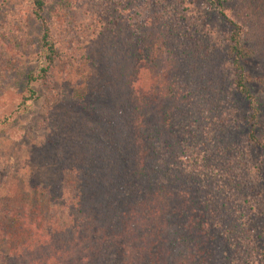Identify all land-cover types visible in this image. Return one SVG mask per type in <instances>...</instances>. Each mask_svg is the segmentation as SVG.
Instances as JSON below:
<instances>
[{"label":"trees","instance_id":"16d2710c","mask_svg":"<svg viewBox=\"0 0 264 264\" xmlns=\"http://www.w3.org/2000/svg\"><path fill=\"white\" fill-rule=\"evenodd\" d=\"M24 1L22 11L39 27L34 70L11 76L22 70L10 68L15 63L8 59L4 25L21 10L4 14L0 25V96L6 77H19L11 95L16 109L30 104L35 85L62 58L55 29L42 16L45 0ZM71 1L88 13L105 61L117 64L122 79L111 93L82 91L76 107L64 108L68 114L57 118V110H49L65 130L56 165L65 177L29 184L31 204H0V264H209L219 249L246 247L245 237L233 238L244 228L253 234L248 247L259 253L249 264H264V240L260 247L253 242L264 231L255 198L264 193V179L260 161L248 152L264 150V139L255 133L252 80L240 65L253 50L241 43L243 27L235 17L246 0H237L238 8L213 0L226 27L222 52L223 42H216L192 1ZM224 94L247 103V132L242 148L230 139L221 143L222 157L212 166L204 148L214 140L209 125L226 140L238 122ZM201 113L204 121L194 124L192 116ZM180 123L184 135L178 137ZM198 136L197 144L188 142Z\"/></svg>","mask_w":264,"mask_h":264},{"label":"rangeland","instance_id":"374dc122","mask_svg":"<svg viewBox=\"0 0 264 264\" xmlns=\"http://www.w3.org/2000/svg\"><path fill=\"white\" fill-rule=\"evenodd\" d=\"M66 1L45 0L42 16L55 29L54 35L60 43L62 58L51 69L46 81L35 85L36 97L26 108L16 109L18 99L11 98V95L15 96L20 88V78L17 77L19 79L17 82L16 78L11 82L12 78L9 75L6 77L4 93L0 96V117L3 116V119L0 118V204L20 205L27 200L31 204L33 196L27 193L29 184L59 182L62 177H65L56 167L62 163L59 159L63 155L61 146L65 130L62 122L55 121L49 110L56 109L57 118L60 114H68L64 108L76 107V101L79 100L82 91L95 89L94 91L106 90L107 93H111L109 89H115V84L122 79L120 73L116 71L117 64L109 66L105 61L106 51L100 44L101 39L97 37L96 28L91 27L94 23H90L88 13L86 14L82 9V5L75 9L71 0ZM188 1H192L194 6L200 9L201 14L204 12L203 17L207 20L216 42H223L226 27L219 20L213 0ZM82 3L88 4L85 0ZM226 3L239 7L237 0H229ZM25 4L24 0H0L1 26L4 25L2 21L4 14L15 16L16 12L21 10L16 17H13L14 19L9 20L7 28L4 25L5 37L10 40L7 43L11 46L8 59L15 63L10 68L19 67L22 70H12L11 76H17V73L22 74L35 68L34 50L39 27L37 20L26 9L22 11ZM235 17L243 27L241 43L253 50L251 56L240 60V65L252 80L248 83V87L256 101L255 133L256 136L264 139V0H249L248 4L246 0L245 7L238 10ZM0 37L3 36L0 34ZM4 41H6L5 38ZM115 45L118 46L117 42ZM219 46L220 51H224V42L222 45L219 43ZM222 98L223 103L230 108L228 111L232 110L233 114H236L235 118L237 117L238 122L233 126L232 133H225L228 138L226 140L220 139L221 130L214 125H209L214 128L211 134L214 140H210L209 146L204 148L209 149L206 152L209 156L212 153V159L209 161L213 162L212 166L218 157L219 159L222 157L221 143H229L227 140L230 139V143H238L242 148L243 136L247 132L245 123L249 114L247 103L242 99L237 102L227 94H224ZM157 101V108H161L160 99ZM213 113V111H206L205 119H212ZM192 119L194 124L204 121L202 113L192 116ZM181 126L180 123L177 128L178 137L184 135L180 130ZM198 141L199 136L188 139V142L195 144ZM248 152L254 162L260 161L258 169L261 178L264 179V150L249 147ZM239 192L244 194L245 188L242 187ZM255 198L256 210L264 214V193L260 196L256 195ZM260 234L261 240L259 237H253L256 247H260L264 240V231L261 230ZM249 236H253L251 231L241 229L233 238L245 237L244 246L246 247L237 248L234 243L228 248L230 251H226L225 248L219 249L216 258L213 261L210 260L209 264H249L252 257H254L253 260L258 261V249L248 247L252 240L248 238ZM253 263L256 264V262Z\"/></svg>","mask_w":264,"mask_h":264}]
</instances>
